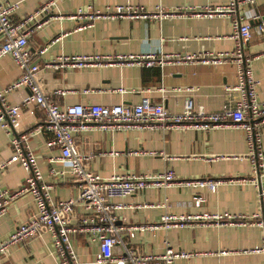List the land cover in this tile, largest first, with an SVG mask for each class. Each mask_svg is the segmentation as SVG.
I'll list each match as a JSON object with an SVG mask.
<instances>
[{"label": "crops", "instance_id": "crops-1", "mask_svg": "<svg viewBox=\"0 0 264 264\" xmlns=\"http://www.w3.org/2000/svg\"><path fill=\"white\" fill-rule=\"evenodd\" d=\"M51 0H4L18 3L12 19L20 23L38 12ZM230 0H60L48 17L28 26L29 48L42 66L40 81L43 90L55 96L61 108L78 104L105 106H135L144 98L163 104L168 112L180 114L187 99L193 98L194 108L203 107L207 112H219L223 105H236L238 92H230L238 84L237 67L232 64L204 66L201 64L174 65L163 69L139 64H97L84 69H45L59 56L93 55L117 56L157 52L163 54L232 52L237 44L234 38L232 14L213 18L194 16L159 20H131L128 18H100L94 22L86 16L89 8L103 16L118 6L133 5L154 12L158 6L168 10L182 8L225 7ZM84 13L83 16L79 12ZM252 12L260 15V21L249 22L253 38L246 46L247 56L252 58L254 77L259 81V99L264 101V34L257 28L264 22V0L253 5H243L238 14L246 18ZM112 14V13H111ZM3 36L0 35V45ZM46 52L40 55L41 50ZM22 72L10 57L0 60V87L7 88ZM172 88H194L191 94H174ZM162 89L167 91H162ZM29 95L26 89L8 95L12 105H18ZM45 117L37 112L34 118L26 116V129L45 127ZM15 132H6L0 124V163L10 160L14 154L11 145ZM51 136L45 132L30 139V147L36 154L44 181L53 186L56 201L77 197V186L69 174L60 176L65 167L61 164L60 150L47 147ZM264 152V129H263ZM79 153L89 156L90 171L108 179L115 175H149L175 172L177 183L191 179L220 181L216 193L207 190L181 188L177 184L169 189H147L124 199H115L120 219L128 226L140 227L158 224L166 213L173 215L243 214L252 216L261 211L260 190L264 188V167L257 185L253 164L248 159L249 147L243 129L223 126L201 132L196 130H150L134 128L119 131L93 129L77 139ZM144 152V154H143ZM155 154V155H152ZM54 170L59 175L52 173ZM28 174L18 164L0 172V187L15 191L22 186ZM245 180L244 184L240 181ZM206 199L201 207L194 205V198ZM167 202V205L163 206ZM161 206V207H157ZM38 209L34 198L27 194L13 201L5 216L0 218V241L7 239L23 223L36 217ZM89 215L83 207L77 208V217ZM80 220H75L77 224ZM122 238L140 254H165L168 248L176 251L199 252L202 255L189 260H176L173 264H264V255L244 253L259 248L264 241V228L258 226H206L193 225L186 229L136 231L135 237ZM74 251L80 262L94 264L100 248L90 235L72 238ZM117 246L115 253L122 252ZM59 256L53 237L47 232L41 238H33L11 248L0 258V264H56Z\"/></svg>", "mask_w": 264, "mask_h": 264}, {"label": "built area", "instance_id": "built-area-1", "mask_svg": "<svg viewBox=\"0 0 264 264\" xmlns=\"http://www.w3.org/2000/svg\"><path fill=\"white\" fill-rule=\"evenodd\" d=\"M51 0L38 12L25 18L20 23L12 19L19 4H7L0 0V35L3 41L0 45V60L10 56L22 74L7 88L0 87V124L8 133L16 134L11 141L14 150L12 158L0 163V172L13 164L21 166L28 174L25 182L15 191L0 187V218L5 216L9 205L16 199L31 195L36 203L38 213L35 218L21 224L7 239L0 241V258L6 256L10 249L33 238H41L49 232L53 237L55 251L59 256L56 264H84L80 262L74 251L72 238L76 235H90L99 244V254L94 264H173L176 260H189L202 255L199 252L176 251L168 248L165 254L144 255L137 252L122 235L135 237L136 231L155 232L161 229H186L193 225L206 226H258L264 228V188L260 190L261 211L252 216L243 214H186L173 215L166 213L158 224L128 226L127 220L120 219L116 211L122 206H115L113 200L124 199L147 189H169L174 185L193 190H207L216 193L220 181L211 179H191L177 183L173 170L149 175H115L104 179L87 167L89 156L77 150V139L85 132L93 129L101 131H119L134 128L150 130H196L208 132L223 126L241 128L247 136L249 147L248 159L253 164L255 179L251 182L257 185L264 167L263 129L264 101L259 99V81L254 77L251 60L247 56L246 46L253 38V28L250 19L260 21V15L252 12L246 18H241L238 10L243 5H253L257 0H230L225 7L182 8L168 10L158 6L154 12H148L142 7L127 5L118 6L110 14L103 16L94 13L89 8L86 15H79L94 22L100 18H128L131 20H165L174 17L194 16L198 18H213L225 13L232 14L234 38L237 41L232 52L221 53H187L159 54L149 52L135 55L103 56L75 55L59 56L51 63L45 64V69L61 70L66 68L84 69L97 64L127 63L163 69L169 64L204 66H222L232 64L237 67L238 84L229 88L230 92H238L240 99L236 105L225 104L219 112H207L203 107L194 108L193 98L186 100L184 110L180 114L168 112L163 104H157L149 98H144L135 106L97 104H78L61 108L55 96H62L64 91H56L53 95L46 93L40 81L42 66L34 58L29 48L28 26L40 19L48 17L56 3ZM112 13V14H111ZM264 34V22L257 28ZM46 50H41L40 55ZM28 90L26 96L18 105H12L8 95L19 90ZM162 91H167L162 89ZM170 92L191 94L194 88H172ZM37 112L45 117V127L26 129V116L34 118ZM47 133L51 139L47 147L60 150V162L65 167L60 176L69 174L77 186V197L66 201H56L52 195L53 186L44 181L43 173L38 165L36 154L30 147V139L35 134ZM144 154V152H143ZM155 155V154H152ZM54 175H59L52 170ZM246 181H240L244 184ZM206 199L202 196L194 198V205L201 207ZM167 205V202L163 206ZM81 206L89 215L83 219L77 217V208ZM161 207V206H157ZM75 220H80L74 224ZM122 246V252L115 253V248ZM244 253H259L264 255V241L259 248Z\"/></svg>", "mask_w": 264, "mask_h": 264}]
</instances>
